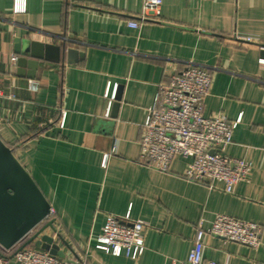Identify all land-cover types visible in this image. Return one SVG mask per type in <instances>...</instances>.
I'll list each match as a JSON object with an SVG mask.
<instances>
[{
  "label": "crops",
  "instance_id": "obj_1",
  "mask_svg": "<svg viewBox=\"0 0 264 264\" xmlns=\"http://www.w3.org/2000/svg\"><path fill=\"white\" fill-rule=\"evenodd\" d=\"M142 4L0 0V138L20 144L16 157L55 210L45 233L67 260L180 264L196 222L224 213L260 225V243L209 235L203 257L264 264V0H161L157 15L130 27ZM16 38L60 46L58 59L32 67L27 57L18 73ZM192 63L212 74L204 116L238 119L225 153L252 168L232 193L185 179L181 155L167 171L138 159L158 85ZM107 213L147 223L138 257L96 247Z\"/></svg>",
  "mask_w": 264,
  "mask_h": 264
},
{
  "label": "built area",
  "instance_id": "obj_2",
  "mask_svg": "<svg viewBox=\"0 0 264 264\" xmlns=\"http://www.w3.org/2000/svg\"><path fill=\"white\" fill-rule=\"evenodd\" d=\"M160 4L161 0H143L141 12L128 20V25L138 27L157 15ZM19 8L16 5L13 10ZM243 40L252 41V38L243 37ZM12 59L14 61V57ZM211 82V71L192 63L158 85L141 125L138 159L156 170L167 171L172 159L181 155L189 159L182 173L185 179L205 183L209 188L221 183L224 192L232 193L234 185L245 180L252 167L249 161L225 153V147L232 142L238 119L229 120L224 113L203 114L204 99ZM7 96L14 95L8 93ZM54 214L55 210L50 206L44 221ZM146 226L145 221L130 219L128 214L119 217L107 213L101 231L94 237L96 247L114 256L123 254L136 258L145 247L143 231ZM260 234L261 227L255 222L215 213L208 227L203 226L202 219L196 222L192 245L180 264H226L203 257L206 236L257 248ZM19 243L8 249L0 247V264H84L53 256L32 244L17 250Z\"/></svg>",
  "mask_w": 264,
  "mask_h": 264
},
{
  "label": "water",
  "instance_id": "obj_3",
  "mask_svg": "<svg viewBox=\"0 0 264 264\" xmlns=\"http://www.w3.org/2000/svg\"><path fill=\"white\" fill-rule=\"evenodd\" d=\"M60 50L57 45L14 39V52L20 56L17 60L18 73L27 57L30 58V65L35 67L40 60L58 59ZM67 52L70 58L72 49ZM116 105L115 102L113 106ZM49 207L50 203L30 173L11 147L0 138V247L8 249L20 242L19 250L32 244L53 256L64 258L53 237L45 233L47 228L54 230L52 219L44 221Z\"/></svg>",
  "mask_w": 264,
  "mask_h": 264
},
{
  "label": "trees",
  "instance_id": "obj_4",
  "mask_svg": "<svg viewBox=\"0 0 264 264\" xmlns=\"http://www.w3.org/2000/svg\"><path fill=\"white\" fill-rule=\"evenodd\" d=\"M7 144V143H6ZM9 147H11V149H12V151L14 152V154H16V150H17V148H18V146L20 145V144H18V145H9V144H7Z\"/></svg>",
  "mask_w": 264,
  "mask_h": 264
}]
</instances>
